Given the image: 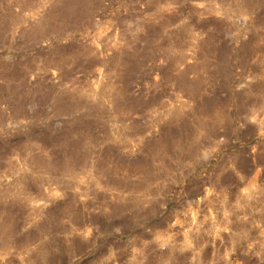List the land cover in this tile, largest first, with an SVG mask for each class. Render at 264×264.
Segmentation results:
<instances>
[{
  "label": "rangeland",
  "instance_id": "1",
  "mask_svg": "<svg viewBox=\"0 0 264 264\" xmlns=\"http://www.w3.org/2000/svg\"><path fill=\"white\" fill-rule=\"evenodd\" d=\"M0 264H264V0H0Z\"/></svg>",
  "mask_w": 264,
  "mask_h": 264
}]
</instances>
